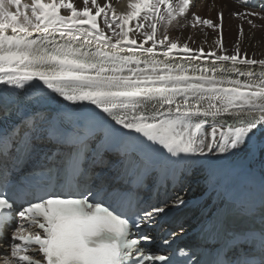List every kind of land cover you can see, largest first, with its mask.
<instances>
[{
  "label": "snow or ice",
  "instance_id": "obj_1",
  "mask_svg": "<svg viewBox=\"0 0 264 264\" xmlns=\"http://www.w3.org/2000/svg\"><path fill=\"white\" fill-rule=\"evenodd\" d=\"M242 6L254 7L251 0ZM126 7L117 13L98 0H0V155L14 150L32 165L16 180L0 166V264H264V198L244 210L259 227L238 228L226 216L211 223L204 237L216 245L211 261L201 259L199 244L180 248L181 262L141 247L151 243L142 226L154 227L169 205L141 196L159 161L135 141L147 138L189 167L246 145L254 157L264 150L257 140L264 136V59L244 58L239 49L205 53L168 34L158 39L159 22H187L190 0H128ZM193 18V26L217 27ZM205 55L214 59L192 63ZM52 104L64 108L63 117L46 110ZM117 163L122 186L109 190L102 171ZM184 203L177 197L172 208Z\"/></svg>",
  "mask_w": 264,
  "mask_h": 264
},
{
  "label": "bare ground",
  "instance_id": "obj_2",
  "mask_svg": "<svg viewBox=\"0 0 264 264\" xmlns=\"http://www.w3.org/2000/svg\"><path fill=\"white\" fill-rule=\"evenodd\" d=\"M82 1V0H81ZM77 4H81L80 0H75ZM101 4L107 2L110 3L111 6L115 9L117 13H123L127 11V3L128 0H98ZM247 2V0H190V6H196V16H202L208 20H215L217 23L218 31H189L188 22L184 23V18L178 17L177 19L184 24L183 27L180 24H177L176 27H168L169 30H163L162 26L159 28L160 22L157 24V38H162L163 34H168L170 39H177L179 42L188 43L192 42L195 46L193 49H197L199 46L203 47L204 52L207 53L210 50H215L219 54H233L237 49H239L240 53L244 58H252L256 60L264 59V32L262 31H243L244 23L241 19L238 20L240 24V31H230L231 28L228 22L229 15L228 11L232 9H236L239 12H247L249 10H254L260 12L261 15L257 17H264V11H261L262 6H264V0H257V9L253 8H245L242 5ZM22 3H30V0H22ZM251 4H253V0H251ZM82 6V5H81ZM192 6V7H193ZM241 9V11H240ZM15 11V9H12ZM93 9V14H94ZM63 12V10H62ZM233 19H235L236 15L233 10L230 12ZM111 15V14H110ZM166 15V14H165ZM186 18L192 15V12L188 10L186 12ZM249 19L255 21V18ZM246 19V18H245ZM203 20V19H202ZM255 21L256 23L258 22ZM98 21L102 24V19L98 18ZM233 22V21H231ZM235 22V21H234ZM245 22V21H244ZM134 22H130V27ZM162 23V22H161ZM162 25V24H161ZM200 25V24H199ZM249 27V23H247ZM253 25V24H252ZM257 25V24H256ZM170 26V25H169ZM204 26V25H203ZM87 27V26H85ZM165 27V26H163ZM196 27V26H195ZM197 27H200L197 25ZM196 27V28H197ZM239 27V26H238ZM208 28V27H206ZM242 29V34H241ZM247 29V28H246ZM183 30V32H181ZM202 32V33H201ZM108 35H112L111 32L107 33ZM229 35L233 36V39L229 41ZM215 41H220L224 52H221V46L217 45ZM151 46V41L145 45V47ZM230 49L233 53L230 52ZM178 56L188 55L185 53H174ZM171 55V54H170ZM162 59V57H158ZM238 58H241L238 56ZM214 59V57L202 56L201 60L192 61L193 64L197 65H207V63ZM179 62V61H178ZM187 63V61H183ZM219 63V62H218ZM237 67H247V66H237ZM259 72V65L252 66ZM241 80H244V77H240ZM57 99L61 100V105H66L67 108H75V105H70L68 102H63L62 98L57 97ZM88 108L97 110L101 112L99 109H95L94 105H88L87 102H83ZM61 105L52 104L47 106L46 110L51 111L52 113H62L64 114V108ZM222 120H229L228 117H222ZM264 139V136H257V140ZM251 149L246 145L244 148L240 150H235L234 153H224V154H209L207 158H199L202 163L197 164L195 167H189L188 164L184 167V179L186 182V186L195 192H200L206 188V182L209 178V169L212 163L223 161V160H231L237 161L239 163L251 162L258 166H264V150H257L256 155L253 157L250 155ZM187 169V171H185Z\"/></svg>",
  "mask_w": 264,
  "mask_h": 264
},
{
  "label": "rangeland",
  "instance_id": "obj_3",
  "mask_svg": "<svg viewBox=\"0 0 264 264\" xmlns=\"http://www.w3.org/2000/svg\"><path fill=\"white\" fill-rule=\"evenodd\" d=\"M80 2H81V5H82V1L80 0ZM193 6V5H192ZM190 6V8H189V11H191L192 12V15L191 16H189L188 18H187V24H188V29H189V31H196V30H200V29H202V31H205V30H207V31H218V29H217V27H208V26H203V24L201 23L200 25L199 24H196L195 26L197 27V25L198 26H200V27H195V26H193V14H196V11H195V8H196V6ZM235 13H237V12H239V11H237L236 9H232ZM231 10V11H232ZM230 10L227 12L228 13V15H229V19H228V22L230 23L229 25H231L230 27V31H233V29H234V31H240V24H239V22H238V20L239 19H241L239 16H235V19H233L232 18V16H231V12ZM240 11H241V9H240ZM200 18H201V20L202 19H205V18H203L202 16H199ZM256 17V19H255V21H257V19H259L258 20V22L256 23L255 21H253V20H251L252 21V24H250L249 25V27H248V25H247V23H248V20H249V18L248 17H246V19L244 18V19H241L242 21H243V25H244V30L243 31H262V32H264V18H262V17H257V16H251L250 18H255ZM178 18V17H177ZM208 20V19H207ZM177 21H179L178 19L177 20H174V21H172L171 23H169L168 21H167V19H165L164 21H161L160 22V24H159V28H160V26H162V29L164 30H169V28L168 27H176V25L178 24L177 23ZM210 21H212L213 22V24L214 25H217V23H215L216 21L215 20H210ZM231 21H233V22H231ZM235 21V22H234ZM245 21V22H244ZM162 24V25H161ZM257 24V25H256ZM170 25V26H169ZM163 26H165V27H163ZM166 26H168V27H166ZM239 26V27H238ZM206 27H208V28H206ZM247 28V29H246ZM149 31H150V29H149ZM158 31H159V29H158ZM181 32H183V30L181 31ZM202 33V32H201ZM233 39V36L232 35H229V41H231ZM188 44L190 45V47L191 48H195V46H194V44L192 43V42H188ZM200 48H203V47H198L197 49H200ZM216 50V49H215ZM230 52L231 53H233V51L230 49Z\"/></svg>",
  "mask_w": 264,
  "mask_h": 264
}]
</instances>
